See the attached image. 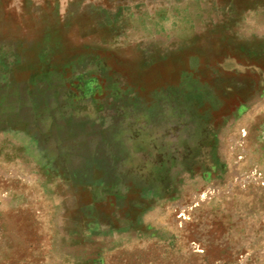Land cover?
<instances>
[{
	"label": "rangeland",
	"instance_id": "1",
	"mask_svg": "<svg viewBox=\"0 0 264 264\" xmlns=\"http://www.w3.org/2000/svg\"><path fill=\"white\" fill-rule=\"evenodd\" d=\"M0 264H264V0H0Z\"/></svg>",
	"mask_w": 264,
	"mask_h": 264
}]
</instances>
